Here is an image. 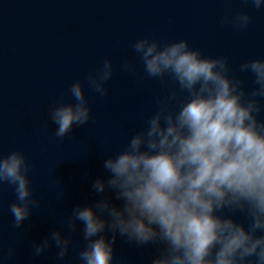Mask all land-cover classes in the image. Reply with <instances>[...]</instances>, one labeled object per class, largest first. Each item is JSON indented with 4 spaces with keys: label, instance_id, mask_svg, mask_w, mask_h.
<instances>
[{
    "label": "clouds",
    "instance_id": "1",
    "mask_svg": "<svg viewBox=\"0 0 264 264\" xmlns=\"http://www.w3.org/2000/svg\"><path fill=\"white\" fill-rule=\"evenodd\" d=\"M245 3L264 9V0ZM251 22L247 11L221 19L241 30ZM131 48L148 77H170L184 98L172 91L159 101L124 149L104 160L107 177L92 183L102 198L73 207L62 220L67 232L52 231L33 245L35 255L54 245L63 261L79 222L84 244L78 264H113L117 235L137 247L156 246L151 264H264V59L239 65V73L253 77L249 90L241 76L230 74L228 57L203 56L185 39L162 45L146 36ZM121 69L135 74V59ZM113 72L105 59L86 77L88 88L103 99ZM68 94L75 103H65L62 94L48 110L58 138L91 119L82 82H73ZM29 170L22 151L0 154V185L13 186L16 196L8 207L13 229L40 206Z\"/></svg>",
    "mask_w": 264,
    "mask_h": 264
},
{
    "label": "water",
    "instance_id": "2",
    "mask_svg": "<svg viewBox=\"0 0 264 264\" xmlns=\"http://www.w3.org/2000/svg\"><path fill=\"white\" fill-rule=\"evenodd\" d=\"M229 63L233 70L230 74L241 76L245 80V86L251 90L253 87L251 74L239 73V65L250 59H264V21L259 24L250 34L246 37L228 56ZM264 103V101H262ZM261 118H264V113L261 114ZM112 194L110 193L109 196ZM114 204L119 205L121 202L112 200ZM236 219L241 222L247 223L246 219L237 215ZM82 228L75 233L72 245V250L69 255L63 260L57 258L52 264H78L77 254L80 248L83 246L84 241L82 239ZM110 236L111 233H108ZM158 252V248L153 245H146L143 247H137L134 244L126 242V240L119 235L114 245V260L113 264H151V259Z\"/></svg>",
    "mask_w": 264,
    "mask_h": 264
}]
</instances>
